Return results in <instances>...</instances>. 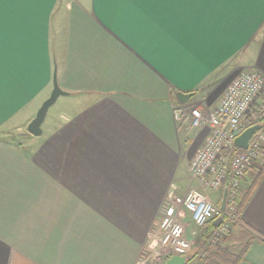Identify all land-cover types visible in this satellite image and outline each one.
<instances>
[{"label": "crops", "instance_id": "crops-1", "mask_svg": "<svg viewBox=\"0 0 264 264\" xmlns=\"http://www.w3.org/2000/svg\"><path fill=\"white\" fill-rule=\"evenodd\" d=\"M54 71L66 95L34 137L25 128L49 98ZM246 71L264 78V0H5L0 264L173 257L157 247L158 225L176 216L190 227L174 199L194 185L188 165L210 135L191 110L216 109ZM179 92L193 95L181 104ZM262 106L264 85L251 112ZM259 165L241 178V193ZM211 192L219 207L224 186ZM246 242L237 264H264V176L222 241L236 254Z\"/></svg>", "mask_w": 264, "mask_h": 264}, {"label": "built area", "instance_id": "built-area-1", "mask_svg": "<svg viewBox=\"0 0 264 264\" xmlns=\"http://www.w3.org/2000/svg\"><path fill=\"white\" fill-rule=\"evenodd\" d=\"M263 85L264 78L257 71L242 73L231 81L216 109L205 115L198 109L191 110L194 123L207 124L210 135L188 165L189 178L194 185L183 196L176 197L174 204L184 209L194 227L200 229L220 212L207 192L226 187L225 218L214 232L212 244L224 237L237 221L236 200L241 178L257 164L264 150V131L261 129L253 134L247 150L234 152L235 139L248 127L261 124L264 106L256 113L251 109L261 95ZM158 228L157 247L166 256L189 254L192 243L185 235V225L176 216L162 217Z\"/></svg>", "mask_w": 264, "mask_h": 264}, {"label": "water", "instance_id": "water-1", "mask_svg": "<svg viewBox=\"0 0 264 264\" xmlns=\"http://www.w3.org/2000/svg\"><path fill=\"white\" fill-rule=\"evenodd\" d=\"M52 92L48 99H46L41 107L38 109L35 117L28 123L26 127V131L28 134L38 137L41 135V125L43 124L48 109L56 102L57 98L60 96H65L66 93L63 92L56 81V72H53L52 76ZM193 93H176V97L181 104H185L191 97ZM263 128L262 124L253 125L245 129L234 141V145L236 148L240 150H247L250 140L253 134L256 131H259ZM225 195H226V187L224 188L223 198L219 206V211L221 214L214 220L213 225L215 228H218L220 224L224 220L223 212L225 211ZM187 257L185 256H173L168 259L164 264H185Z\"/></svg>", "mask_w": 264, "mask_h": 264}, {"label": "trees", "instance_id": "trees-1", "mask_svg": "<svg viewBox=\"0 0 264 264\" xmlns=\"http://www.w3.org/2000/svg\"><path fill=\"white\" fill-rule=\"evenodd\" d=\"M260 122L264 128V116L263 115L261 116ZM242 151L243 150H240L238 148L234 149L235 153H240ZM261 155H263L262 161L260 162V165L257 167L255 173L253 174V178L251 179L249 185L246 186L242 190V193L240 194V192H239L238 199L236 200V213H235V215L237 216V221H238V216L241 213V211L243 210L244 206L246 205V202H247L250 194L252 193L254 188L259 184V182L261 181V179L264 176V150L261 151ZM220 214L221 213L219 212L216 216H214L211 220H209L207 223H205V225L203 227H201L199 229V239L196 240V243H194V245H193L194 248L196 246L198 248L196 250H194V251H196V253L194 255H192V258L197 256L198 254H200V252L201 253H203V252L207 253L209 250L212 251L211 254H213V253L218 254V252H217L218 248H213L210 240H211V237L213 236L214 232L217 229L214 227L213 222ZM237 221L232 223L231 229L235 228ZM227 236L228 235L226 234L224 237H222L221 241H224L227 238ZM248 243L249 242L242 244L241 249H240V253L235 254L234 257H232V259L228 260L231 264H237L239 262V260L243 256L242 254H243L244 250L246 249ZM202 245H205L204 250L202 249ZM197 251H199V252H197Z\"/></svg>", "mask_w": 264, "mask_h": 264}, {"label": "rangeland", "instance_id": "rangeland-1", "mask_svg": "<svg viewBox=\"0 0 264 264\" xmlns=\"http://www.w3.org/2000/svg\"><path fill=\"white\" fill-rule=\"evenodd\" d=\"M249 72V71H246ZM245 73V72H241L239 73L237 76H239L240 74ZM236 76V77H237ZM232 81V80H231ZM231 83V82H230ZM229 83V84H230ZM229 86V85H228ZM223 97V96H222ZM63 99V98H60ZM59 105H60V100L56 103H54L47 111L46 117H45V121L43 122V124L41 125V129H45L47 127V125L49 124V122L51 121V119H53L56 115L57 112L59 111ZM26 129V128H25ZM264 131V128L262 129ZM16 136H13V138H15ZM262 156L261 155L258 159V163H260L262 161ZM248 182L245 184H243V187L247 186ZM241 193V190L239 191ZM208 196L210 197V199L212 200V202L214 203L216 200V194L214 192L208 191L207 192ZM214 205L217 207V205L214 203ZM219 210V207H218ZM181 220L185 223H190V227L188 228L187 232H186V237L193 243H196V238L197 236L192 235V233L196 230V228L194 226L191 225L190 222V218H189V214L187 213H183L181 215ZM227 235H229V232L227 233ZM213 237V236H212ZM211 237V240H212ZM222 239V238H221ZM221 239H219L217 242L212 244V247L214 245L213 248H218V257L216 258H212L211 256V250H209L206 254V257L204 258H199L198 255L193 257L187 264H215V261H220L223 262L225 260H230L232 259L228 253H232V254H236L238 252V250L236 249L237 247H229V246H224V243H222ZM210 240V241H211ZM212 242V241H211ZM238 246V245H236ZM198 247L196 246L194 248V250H196ZM205 245H202V249L204 250ZM191 252V251H190ZM189 252V253H190Z\"/></svg>", "mask_w": 264, "mask_h": 264}, {"label": "snow or ice", "instance_id": "snow-or-ice-1", "mask_svg": "<svg viewBox=\"0 0 264 264\" xmlns=\"http://www.w3.org/2000/svg\"><path fill=\"white\" fill-rule=\"evenodd\" d=\"M4 3H5V0H0V19H2V8H3Z\"/></svg>", "mask_w": 264, "mask_h": 264}]
</instances>
